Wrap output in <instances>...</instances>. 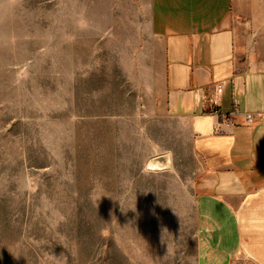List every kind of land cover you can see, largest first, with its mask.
I'll list each match as a JSON object with an SVG mask.
<instances>
[{"label": "rangeland", "instance_id": "rangeland-1", "mask_svg": "<svg viewBox=\"0 0 264 264\" xmlns=\"http://www.w3.org/2000/svg\"><path fill=\"white\" fill-rule=\"evenodd\" d=\"M147 25L136 0H0V264H194L195 161L137 125Z\"/></svg>", "mask_w": 264, "mask_h": 264}, {"label": "crops", "instance_id": "crops-1", "mask_svg": "<svg viewBox=\"0 0 264 264\" xmlns=\"http://www.w3.org/2000/svg\"><path fill=\"white\" fill-rule=\"evenodd\" d=\"M136 1L137 125L195 161L194 264H264V0Z\"/></svg>", "mask_w": 264, "mask_h": 264}, {"label": "water", "instance_id": "water-1", "mask_svg": "<svg viewBox=\"0 0 264 264\" xmlns=\"http://www.w3.org/2000/svg\"><path fill=\"white\" fill-rule=\"evenodd\" d=\"M169 161L168 156H161L156 159H152L148 167L153 170H161L168 166Z\"/></svg>", "mask_w": 264, "mask_h": 264}]
</instances>
